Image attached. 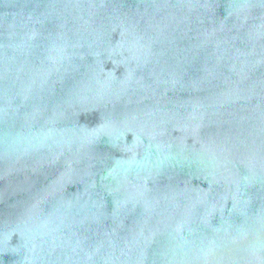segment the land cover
Returning <instances> with one entry per match:
<instances>
[{"label":"water","instance_id":"obj_1","mask_svg":"<svg viewBox=\"0 0 264 264\" xmlns=\"http://www.w3.org/2000/svg\"><path fill=\"white\" fill-rule=\"evenodd\" d=\"M0 264H264V0H0Z\"/></svg>","mask_w":264,"mask_h":264}]
</instances>
